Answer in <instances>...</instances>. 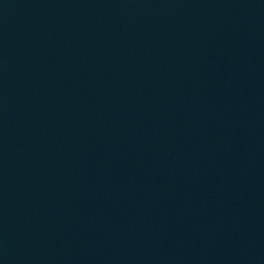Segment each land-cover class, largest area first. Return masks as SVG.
I'll return each instance as SVG.
<instances>
[{
  "label": "water",
  "instance_id": "95a60500",
  "mask_svg": "<svg viewBox=\"0 0 264 264\" xmlns=\"http://www.w3.org/2000/svg\"><path fill=\"white\" fill-rule=\"evenodd\" d=\"M0 264H264V0H0Z\"/></svg>",
  "mask_w": 264,
  "mask_h": 264
}]
</instances>
